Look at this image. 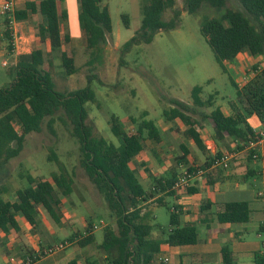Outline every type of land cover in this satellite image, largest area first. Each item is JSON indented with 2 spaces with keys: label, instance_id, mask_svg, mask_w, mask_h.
<instances>
[{
  "label": "trees",
  "instance_id": "trees-1",
  "mask_svg": "<svg viewBox=\"0 0 264 264\" xmlns=\"http://www.w3.org/2000/svg\"><path fill=\"white\" fill-rule=\"evenodd\" d=\"M102 1L80 0L79 23L90 53L87 62L90 66L103 64L108 37L112 33L110 12ZM223 1L184 0V6L185 11L193 15L199 12L205 2L220 7ZM239 1L241 11L228 10L221 18H206L201 24V33L224 72H227L226 63L234 62L245 50L254 57L264 56V0ZM168 10H171L172 17L165 20ZM37 12L43 16V23L39 27L41 41H49L53 51H60L65 74L72 76L78 70L75 59L62 50L64 42L69 41L61 31V20L67 18V13H60L58 0H40L38 4L28 1L24 9L14 13V18L24 20L29 13ZM182 13L177 7V0H149L143 6L141 28L122 46V56L136 46L151 43L156 34L179 27ZM123 21L128 28L127 15H123ZM4 35L7 49L13 50L8 20ZM44 66L42 50L28 52L12 68L15 77L13 83L0 87V169L21 155L27 135L42 132L45 122L54 133V124L59 120L79 143L80 166L116 216L117 230L106 227L103 242L99 245L110 264H154L157 255L161 253V245L180 247L197 244L200 240L199 228L196 224L181 222L180 207L171 210L169 230L153 224V212L148 204L156 201L158 205H164L165 201L161 197L164 194L178 198L177 192L171 190L177 181L175 174L171 177H153L151 188H146L132 168L134 160L144 151L154 153L165 141L161 128L147 118L148 111L142 112L139 117H130L135 126L133 131L128 130L118 116L112 115L109 120L110 129L119 144L109 142L96 135L95 126L87 122L89 113L85 105L97 102L95 91L90 86L92 78H88L87 87L64 93L57 90L52 75ZM231 82L237 93L235 100L228 101L230 115H226L222 108L215 107L217 93L210 94L206 99L202 97V86L193 88L192 103L172 99L171 106L163 110L166 124L178 127L183 125L184 137L206 155L203 163L196 158L200 164L191 165L188 172L208 170L215 157L223 152L208 154L201 134L205 125H212V138L216 143L224 145L226 139L231 138L237 143V150H245L248 143L262 138L261 133H256L249 123L250 118L257 117L264 137V69L242 88L233 79ZM15 124L19 125V130ZM180 152L177 160L183 164L192 154V149L181 144ZM254 153L256 150L248 151L251 158ZM48 160L55 162L59 168L58 172L52 173V181H37L29 172L24 171L20 177L25 178L28 185L16 191L15 201L6 200L3 194L7 189H0V231L7 233L13 229L20 232L18 216L23 217L30 227H37L41 209L52 221L61 223L62 197L72 195L74 179L54 151H51ZM222 171L225 170H209L205 175L207 183L214 184L212 178ZM186 191L195 193L192 187ZM217 219L221 224L248 223L251 219L250 204L245 201L226 203L219 209ZM156 229L160 237L150 241ZM85 233L80 234L81 239L75 243L81 248L96 241L91 223ZM76 238L73 236L68 241L74 244ZM34 253L30 251L29 257ZM221 260L222 264H236L230 245L223 246ZM253 263L264 264V255L255 252ZM70 264H77V261Z\"/></svg>",
  "mask_w": 264,
  "mask_h": 264
},
{
  "label": "rangeland",
  "instance_id": "rangeland-1",
  "mask_svg": "<svg viewBox=\"0 0 264 264\" xmlns=\"http://www.w3.org/2000/svg\"><path fill=\"white\" fill-rule=\"evenodd\" d=\"M148 1H102V4L108 6L110 12L112 33L108 37L103 64L96 63L90 66L87 64L90 53L86 48L84 32L79 23L80 0H58L60 13L63 11L67 13V18L61 20V31L63 37L67 36L69 41L64 42L62 50L74 57L77 72L72 76L65 74L60 51H53L49 45L44 46L43 51L44 67L52 75L57 90L70 93L83 89L89 84L88 78H92L90 86L95 91L97 102L87 103L85 107L89 113L87 122L95 126L96 135L119 144L110 129V117L118 116L125 127L133 131L135 126L130 117H139L142 112L148 111L147 118L161 128L165 142L154 153L144 151L134 160L132 168L143 185L151 188L153 177H171L175 174L178 179L191 165L200 164L195 158H199L201 152L182 134L185 127L169 125L164 121L163 110L171 106L170 100L177 99L192 103L193 88L202 86L204 99L210 94L217 93L215 107L228 110V101L235 100L237 93L231 79L242 88L247 84L244 79L248 75L258 74L264 69V56L257 59L245 50L234 62L226 63L227 72H224L201 33V24L204 19L221 18L228 10L241 11L242 5L239 0H224L220 7L205 2L199 12L193 15L185 11L184 0H177L178 9L183 11L180 26L156 34L151 43L136 46L122 56L120 52L122 46L141 28L143 6ZM15 12L14 10L11 14L14 15ZM123 15L128 16V28L124 24ZM171 17L172 12L168 10L165 20ZM38 38L41 39L39 34ZM16 45L13 47L18 53L16 54L18 62L22 55L27 54L28 46L25 41L20 40ZM8 52L11 54L13 51ZM1 63L0 60V87H5L13 83L15 77L12 68L17 63L12 65V61L8 60L7 67H2ZM15 126L19 130V125L15 124ZM210 127L208 125V130ZM181 143L188 145L195 154L194 157L188 156L189 158L183 164L177 160L181 154ZM51 151L57 154L74 179L72 195L62 197L61 223L52 221L43 209L40 210L37 218L38 225L35 228L30 227L23 217L18 216L20 232L17 233L13 229L7 233L0 231V264H14L11 259L19 260L18 247L26 246L23 241L24 233L36 236L35 240L39 243L36 246L38 249H43L50 246L48 245L50 243L65 241L72 234L77 235L86 231L89 223L96 231L93 247L102 244L106 227L117 230L116 216L109 210L102 194L80 166L79 143L59 120L54 124V133L49 130L45 122L42 132L27 135L21 155L0 169V189L4 187L7 189V192L3 194L4 198L15 201L16 191L28 185L27 180L20 177L21 172H29L37 181H52V173L58 172L59 168L55 162L48 160ZM167 195L161 196L165 201L164 205H158L156 201L148 204V208L153 212V224L166 230L170 229L172 209L184 206L185 209L198 214L202 203L208 198L207 195L200 193L186 195L179 201L174 196ZM182 217L184 219V215ZM51 231L55 233L50 234ZM159 237V230L156 229L149 239L156 241ZM24 240L28 242L29 238L26 237ZM249 240L256 242L261 252L264 251V238H258L255 233H252ZM8 244L12 245L8 246ZM160 250L161 253L157 255L154 264H163L160 258L166 257L170 260L168 264H180L179 256L167 252L162 245ZM73 251V247L68 250V252ZM97 254L100 256L98 252ZM95 259L99 261L97 264H110L97 256Z\"/></svg>",
  "mask_w": 264,
  "mask_h": 264
},
{
  "label": "crops",
  "instance_id": "crops-1",
  "mask_svg": "<svg viewBox=\"0 0 264 264\" xmlns=\"http://www.w3.org/2000/svg\"><path fill=\"white\" fill-rule=\"evenodd\" d=\"M28 1H34L38 4L40 0H15L14 10L18 11L24 9ZM1 4L2 0H0V60L2 62V67H7L8 60L12 61V65L17 63L16 54L18 53L15 47L19 40L27 43V53L39 49L43 51L44 46L47 45L50 47L49 41L42 42L41 39L38 38L39 27L43 23V16L40 13H29L26 19L17 20L11 13L3 14ZM7 20L9 21V29L12 31L13 45L15 46L12 51L15 52V54L13 52L8 54L9 50L7 49L5 51L4 48L7 42L4 35ZM242 53H240L238 57H240ZM222 110L226 115L231 114L229 108L228 110L222 108ZM249 123L256 133H262L261 122L257 117L250 118ZM208 125H205V128L201 130L202 137L209 151L208 154L212 155L217 151H235L237 152L236 157L229 170L222 171L214 176L215 178H212V181L215 180L214 184H208L206 176L203 178H196L191 182L190 187L195 190V193L192 194L201 193L207 195L208 198L206 202L202 203L201 210L198 214H194L183 206V208H181V222L183 224L191 223L197 225L200 232L199 242L195 245L180 247L162 245V247L167 252H172L173 255L179 256L180 264L189 262L196 264H222L221 250L223 246L230 245L235 255L236 264H254V253L261 252L262 250L256 242L250 241L249 237L252 233H255L258 238H264V236L260 235L261 224L264 222V197H258V193L264 189V138L256 147L258 157L251 158L248 154L249 150H237V143L231 138H227L224 145L216 143L212 138L213 127L210 125L211 127L208 130ZM188 142L194 145L192 141ZM193 155L195 154L192 152L191 156ZM205 157L206 155L201 153L198 158L199 162L203 163ZM256 179H258V181ZM251 181H254V183H251ZM259 181L260 184H258ZM192 194L188 193L186 189H183L177 192L178 198L177 196L175 198L180 201L182 197ZM237 201H245L250 204V221L241 224L219 223L217 219L219 209L226 203ZM183 215L184 219L182 217ZM85 232L86 231L82 233ZM95 232L96 231H94V234ZM54 233L55 231L50 232V234ZM82 233L69 236V238L73 236L77 237L74 244L69 247L74 248L73 252H68V248L67 250L60 251L34 264H70L74 260L77 261V264H97L99 261L95 259V256L103 261L109 262L107 255L99 246L93 247V244H91L82 250L80 246L75 244L81 239L79 235ZM23 235V241L26 246L23 245V247H18L19 253H17V255L19 260H17V264L27 260L30 251L36 252L38 250L36 245L39 243L35 240L36 236H33V234L31 236L27 233ZM84 235L87 234L85 233ZM26 237L29 238L28 242L24 240ZM53 244L56 243H50L48 245ZM11 245L12 244H8V246ZM97 252L100 256H98Z\"/></svg>",
  "mask_w": 264,
  "mask_h": 264
},
{
  "label": "built area",
  "instance_id": "built-area-1",
  "mask_svg": "<svg viewBox=\"0 0 264 264\" xmlns=\"http://www.w3.org/2000/svg\"><path fill=\"white\" fill-rule=\"evenodd\" d=\"M14 4L15 0H2V12L3 14H8L14 11ZM257 73H251L244 79L246 83L250 81L251 78H254ZM262 138H259L257 141H251L248 143L245 149L247 150H256L257 145L261 142L264 138L263 133L260 134ZM237 152H229L223 151L220 156H216L212 166L208 170L199 169L194 172H185L182 177H179L175 184L171 187V190L176 192L181 191L183 189H187L190 187L191 182L196 178H203L207 174L209 170L213 169H224L225 171L231 168L232 162L236 157ZM257 153L253 154V158H257ZM258 197H264V189L258 193ZM260 235L264 236V222L261 224V231ZM73 243L69 242L68 240L44 247L43 249H38L31 257H28L27 260L22 261L20 264H34L42 259L47 257L53 256L60 251H64L69 248ZM264 246V242H263ZM264 255V251L261 252ZM165 264L169 263V258H160ZM11 262L17 264L18 261L16 259H11ZM20 262V261H19Z\"/></svg>",
  "mask_w": 264,
  "mask_h": 264
}]
</instances>
